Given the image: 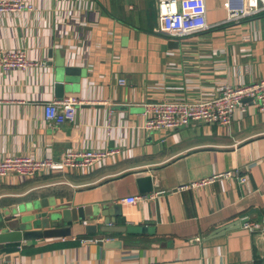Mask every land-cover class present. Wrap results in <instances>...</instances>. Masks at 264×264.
Here are the masks:
<instances>
[{"label":"crops","instance_id":"0c3cea01","mask_svg":"<svg viewBox=\"0 0 264 264\" xmlns=\"http://www.w3.org/2000/svg\"><path fill=\"white\" fill-rule=\"evenodd\" d=\"M24 1L30 11L0 13V53L25 52L34 64L0 69V159L115 151L88 172L0 179V232L6 211L18 218L44 199L86 215L68 237L1 244L0 264L264 262V113L246 100L228 126L140 127L144 104L207 100L219 84L264 79V12L228 22L224 0H205L209 28L170 38L157 33L158 0ZM62 66L80 72L62 98L85 103L73 122L50 125L44 105L62 99L53 80ZM226 172L232 175L199 184ZM142 176L151 177V193L139 192ZM139 195L135 205L125 203ZM114 205L120 214L109 215V226L122 231H101L104 218L88 214ZM245 219L257 227L238 226Z\"/></svg>","mask_w":264,"mask_h":264},{"label":"built area","instance_id":"2783aa9c","mask_svg":"<svg viewBox=\"0 0 264 264\" xmlns=\"http://www.w3.org/2000/svg\"><path fill=\"white\" fill-rule=\"evenodd\" d=\"M226 20L239 21L264 12V0H224ZM31 6L24 0H0V13L18 14L30 11ZM157 33L170 38H184L201 33L209 28L206 22L205 0H158ZM34 66L27 59L25 52L3 51L0 53V69L25 70ZM124 84V81H120ZM216 97L193 102L157 101L144 104L141 114V130L144 132L173 131L188 125L190 122H203L208 125L228 126L235 113L246 109L245 101L249 100L257 111L264 113V79L251 84H219L215 87ZM85 102L72 97L53 100L44 105L43 119L48 124L62 125L75 120L77 106ZM115 151V150H114ZM113 152L70 150L57 160L34 159L28 156H6L0 159V179L8 175H17L25 179L47 176L53 172L66 170L91 171L98 162ZM232 173L216 175L199 184H205L220 177H230ZM241 183L247 178L241 176ZM198 184H192L195 186ZM142 195L132 196L126 204L135 205ZM253 231L257 226L243 224ZM106 241L104 238H83L81 244Z\"/></svg>","mask_w":264,"mask_h":264},{"label":"water","instance_id":"95a60500","mask_svg":"<svg viewBox=\"0 0 264 264\" xmlns=\"http://www.w3.org/2000/svg\"><path fill=\"white\" fill-rule=\"evenodd\" d=\"M75 75H80L78 69L70 67H57L53 73L54 89L58 98L64 96L66 88H70L76 81L73 79ZM138 190L141 194L151 193L153 191V185L151 177H138L136 180ZM47 200H40L38 203L34 202L27 209L29 214H24L21 217L16 218L14 214L6 215L5 222L1 227L0 232V245L8 243H19L28 240H43L51 238L68 237L71 234V229L75 225H79L83 222L86 215L82 209H72L68 204L60 205H48ZM119 206H112L111 209H107L106 212L88 214V217L104 218V226L100 229L106 232H119L122 231L119 227L109 226L111 220L109 215H119ZM2 219V218H1ZM247 219L238 222L240 224H246ZM232 227L224 228L222 232L233 229ZM86 231L89 233H95L96 227L93 225H87Z\"/></svg>","mask_w":264,"mask_h":264},{"label":"trees","instance_id":"16d2710c","mask_svg":"<svg viewBox=\"0 0 264 264\" xmlns=\"http://www.w3.org/2000/svg\"><path fill=\"white\" fill-rule=\"evenodd\" d=\"M255 264H264L263 260H255Z\"/></svg>","mask_w":264,"mask_h":264},{"label":"rangeland","instance_id":"374dc122","mask_svg":"<svg viewBox=\"0 0 264 264\" xmlns=\"http://www.w3.org/2000/svg\"><path fill=\"white\" fill-rule=\"evenodd\" d=\"M7 213H9V215H11V213H10V212H8V211H6V212H5V215H6Z\"/></svg>","mask_w":264,"mask_h":264}]
</instances>
